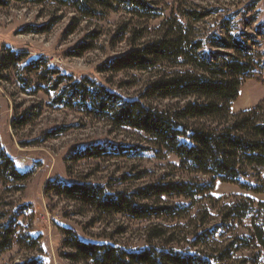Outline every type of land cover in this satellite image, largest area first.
<instances>
[{"label": "rangeland", "instance_id": "rangeland-1", "mask_svg": "<svg viewBox=\"0 0 264 264\" xmlns=\"http://www.w3.org/2000/svg\"><path fill=\"white\" fill-rule=\"evenodd\" d=\"M0 1V59L11 50L25 54L16 68L0 72V150L18 171L28 173L21 186L0 180V264H86L66 257L70 251L64 243L72 235L85 243L127 251L141 250L149 243L211 255L226 248V264H264V252L243 245V239L251 235L252 221L231 214L233 205L245 199L257 210V204L264 203V193L216 181L206 196H162L142 202L149 206L183 204L189 209L185 218L136 220L95 211L53 192L54 184H97L109 193L133 194L158 182L206 181L181 170L179 160L154 147L142 131L115 127L109 119L91 112L86 100L77 98L70 87L75 82L83 85L87 99L95 85L108 92L104 98L109 101L116 95L157 109L179 107L183 101L142 100L152 81L150 75L135 70L114 72L108 63L130 50L134 30L143 32L144 38L137 34V43H142L156 34L163 18L186 10L207 12L210 15L197 26L206 43L217 38L227 42L239 33L247 47L244 56L253 59L254 77L241 87L231 112L259 104L264 118V0H148L159 12L150 21L114 6L99 7L96 15L84 16L52 0ZM46 27V32L28 33ZM216 49L232 54L225 48ZM52 68L67 78L58 91L46 94L43 89L50 84L42 86L36 76L51 73ZM32 88L37 89L27 94ZM63 89H69L65 95L78 99L76 104L53 102ZM22 116L29 119L28 124L14 130L12 120ZM96 148L103 150L101 156L82 158V153ZM246 179L264 187V168L258 174L250 170ZM259 213L264 217V210ZM154 228L166 232L163 239L151 240ZM200 231L204 236L191 245Z\"/></svg>", "mask_w": 264, "mask_h": 264}, {"label": "trees", "instance_id": "trees-1", "mask_svg": "<svg viewBox=\"0 0 264 264\" xmlns=\"http://www.w3.org/2000/svg\"><path fill=\"white\" fill-rule=\"evenodd\" d=\"M52 1L71 6L84 16L96 15L99 7L114 6L145 21L159 17L158 9L148 0ZM209 15L207 12L186 10L176 16L163 18L156 34L142 43H137V34L138 38H144L143 32L134 30L130 50L108 63L114 72L135 70L150 75L152 81L145 87L142 100L183 101L179 107L157 109L142 101H124L116 95L114 101H109L104 98L108 92L95 85H91L87 99L83 85L75 82L70 87L78 95L77 98L86 100L85 106L91 112L109 119L115 127L142 131L151 138L154 147L166 155L175 156L181 170L205 177L206 181L158 182L133 194L109 193L97 184H54L56 196H64L104 214H123L136 220L161 217L176 220L187 217V206L181 204L171 207L161 203L159 206H149L142 202L162 196L187 199L206 196L213 190L216 181L234 184L251 193H264L262 185L251 184L246 179L250 170L258 174L264 168V118L260 114L261 105L238 113L231 112L241 87L254 77L253 59L244 56L247 47L239 33L229 37L227 42L217 38L206 43L197 26ZM47 30L46 27L28 33H43ZM216 48L228 49L232 54L218 53ZM24 56V53L13 50L6 53L0 59V72L16 68ZM36 78L42 86L50 84L48 89L39 86L49 94L58 91L65 84L67 76L52 68L51 73L44 71ZM36 89L26 90V93L31 94ZM68 90L63 89L53 102L64 103L65 106L76 104L78 99H74L71 94L65 95ZM28 122L29 119L22 116L12 120L11 127L15 130L26 126ZM102 152L99 148L88 150L82 153V158L99 157ZM27 176L28 173L18 171L14 161L0 150V180L4 184L21 186ZM257 208L252 201L245 199L233 205L231 214L241 221H252L251 235L243 239V245L264 252V217L260 216L263 211L259 213L264 210V203H258ZM203 232L195 235L191 245L194 246L204 236ZM165 233L163 229L154 228L151 240H161ZM64 247L70 251L66 255L69 260L86 264H226L229 251L224 248L220 252H213L216 255H211L190 248L179 251L163 243H149L141 250L127 251L110 245L85 243L74 235L64 243Z\"/></svg>", "mask_w": 264, "mask_h": 264}]
</instances>
